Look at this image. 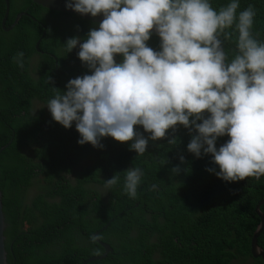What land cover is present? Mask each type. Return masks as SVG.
Listing matches in <instances>:
<instances>
[{
	"label": "trees",
	"instance_id": "16d2710c",
	"mask_svg": "<svg viewBox=\"0 0 264 264\" xmlns=\"http://www.w3.org/2000/svg\"><path fill=\"white\" fill-rule=\"evenodd\" d=\"M8 1L5 27L20 12L28 16L5 32L0 0V148L11 141L0 152L7 264H82L104 253L98 241L112 252L88 264H263L251 256L250 242L260 223L254 209L264 199V176L221 180L206 170L219 171L210 155L197 158L187 151L191 135L183 126L169 133L175 144L150 141L143 155L130 150V142L111 137L101 139L103 148L79 145L75 123L65 129L33 103L46 106L54 87L66 91L70 79L90 74L77 56L79 46L67 53L64 42L71 37L82 42L99 24L30 0ZM209 2L219 9L231 0ZM239 2L238 12L255 7L251 31L264 43V0ZM53 18L71 23L59 25L62 31ZM235 41V34L224 41L229 59ZM146 44L159 50L160 38L152 34ZM134 130L149 135L142 126ZM228 139L219 137L217 148ZM87 155L93 161L85 165ZM177 165L180 172H172ZM130 167L143 172L135 198L123 191L124 170ZM117 172L119 183L106 188L105 180ZM260 211L264 214V205ZM257 245L264 252V229ZM155 249L160 258L152 259Z\"/></svg>",
	"mask_w": 264,
	"mask_h": 264
},
{
	"label": "clouds",
	"instance_id": "9594fccd",
	"mask_svg": "<svg viewBox=\"0 0 264 264\" xmlns=\"http://www.w3.org/2000/svg\"><path fill=\"white\" fill-rule=\"evenodd\" d=\"M65 6L103 16L82 42H64L67 53L79 46L77 56L90 74L70 79L66 91L54 87L46 105L65 129L75 123L79 145L103 148L101 139L111 137L143 155L150 141L175 144L169 133L183 126L191 135L187 151L210 155L219 171L206 170L221 180L264 176V43L251 31L252 4L239 12V0L219 9L209 0H66ZM153 29L159 50L146 44ZM233 34L236 51L229 59L223 45ZM17 57L23 67V53ZM223 136L229 139L217 148ZM118 173L105 180L106 188L119 183ZM142 176L139 167L124 170L130 198Z\"/></svg>",
	"mask_w": 264,
	"mask_h": 264
},
{
	"label": "water",
	"instance_id": "95a60500",
	"mask_svg": "<svg viewBox=\"0 0 264 264\" xmlns=\"http://www.w3.org/2000/svg\"><path fill=\"white\" fill-rule=\"evenodd\" d=\"M4 1H5V12H4L3 19L1 21V27L5 32H8V31L13 29V27L17 24L18 20L22 16H28V14L26 12H20V13L16 14L13 23L9 27H5V23L7 20L8 13H9V1L8 0H4ZM30 1L32 3H35L39 6L47 9V10L72 14L76 17H79L83 20H87V21L95 23V24H99L100 21L103 19L102 15H98L96 17H91L90 15H80V14L72 11L71 9L66 8V6H65L66 0H30ZM153 34H155L154 29H153ZM38 44H39V41L36 43V48L38 47ZM10 142H8V144H6L5 146L1 147L0 152L3 151L10 144ZM1 199H2V195L0 192V264H7L6 251H5V245H4L5 222H4V215H3V211H2V200ZM263 204H264V199L261 200L260 202H258V204L256 205V207L254 209L256 215L260 219V223L256 227V230L254 231L252 238H251L250 254L253 258H260L262 263L264 264V252L257 245V238L260 235V233L262 232V230L264 229V215L260 211V207ZM97 235H98V232L94 233L93 237L96 238ZM98 243L104 249V253L100 256L90 257L86 261L82 262V264H88V263L93 262V261L101 260L102 258L106 257V255L108 253L112 252V248L108 244L102 243L100 241H98Z\"/></svg>",
	"mask_w": 264,
	"mask_h": 264
},
{
	"label": "rangeland",
	"instance_id": "374dc122",
	"mask_svg": "<svg viewBox=\"0 0 264 264\" xmlns=\"http://www.w3.org/2000/svg\"><path fill=\"white\" fill-rule=\"evenodd\" d=\"M68 20L67 19H56V18H53V19H51L50 20V22L52 23V24H54V25H62V24H65V22H67ZM59 22H61L60 24H59ZM57 23V24H56ZM68 23H71V21L69 20L68 21ZM98 27V26H97ZM33 107H34V109H36V110H39L40 108H43L44 109V111H45V114H47V115H49L50 114V112L48 111V109H47V107L46 106H43V105H41V104H38V103H33ZM93 161V157L92 156H89V155H87L84 159H83V164H85V165H87V164H91V162ZM36 187H37V185H36ZM32 193H33V191H32ZM31 193V194H32Z\"/></svg>",
	"mask_w": 264,
	"mask_h": 264
},
{
	"label": "flooded vegetation",
	"instance_id": "af4514ba",
	"mask_svg": "<svg viewBox=\"0 0 264 264\" xmlns=\"http://www.w3.org/2000/svg\"><path fill=\"white\" fill-rule=\"evenodd\" d=\"M41 52V51H40ZM41 53H43V52H41ZM158 248V247H157ZM158 249H160V248H158ZM161 250V249H160ZM156 254H157V250L155 249L153 252H152V259H155V257H157L156 256ZM157 258H160V256H159V252H158V257Z\"/></svg>",
	"mask_w": 264,
	"mask_h": 264
},
{
	"label": "bare ground",
	"instance_id": "6f19581e",
	"mask_svg": "<svg viewBox=\"0 0 264 264\" xmlns=\"http://www.w3.org/2000/svg\"><path fill=\"white\" fill-rule=\"evenodd\" d=\"M60 23H61V22H59V24H60ZM54 24H55V23H54ZM56 24H57V23H56ZM61 24H62V23H61ZM57 25H58V24H57ZM57 25H56V26H57ZM52 26H53V25H52ZM56 26H55V27H56ZM58 26H59V25H58ZM61 26H63V25H61ZM64 26H65V25H64ZM59 27H60V26H59ZM60 29L62 30L61 27H60ZM62 31H63V30H62ZM61 40L64 41L63 39H61ZM60 42H61V41H60ZM55 43H56V42H55ZM55 43H54V44H55ZM63 46H64V45H63Z\"/></svg>",
	"mask_w": 264,
	"mask_h": 264
}]
</instances>
